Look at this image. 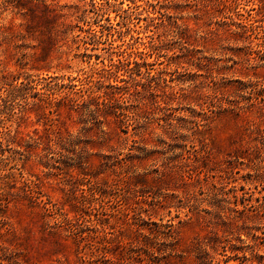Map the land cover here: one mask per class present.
<instances>
[{"label":"rangeland","instance_id":"374dc122","mask_svg":"<svg viewBox=\"0 0 264 264\" xmlns=\"http://www.w3.org/2000/svg\"><path fill=\"white\" fill-rule=\"evenodd\" d=\"M0 264H264V0H0Z\"/></svg>","mask_w":264,"mask_h":264}]
</instances>
